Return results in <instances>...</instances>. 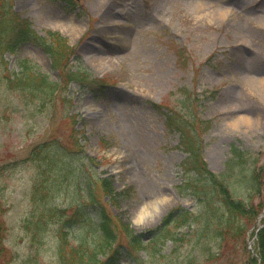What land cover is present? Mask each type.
<instances>
[{
	"label": "rangeland",
	"instance_id": "rangeland-1",
	"mask_svg": "<svg viewBox=\"0 0 264 264\" xmlns=\"http://www.w3.org/2000/svg\"><path fill=\"white\" fill-rule=\"evenodd\" d=\"M189 1L192 4L186 0L12 2L31 30L13 54L0 55V197L6 209L0 211V235L13 255L12 264L33 260V264H58L53 228L35 249L22 227L39 172L24 160L37 144L66 141L72 123L67 116L74 117L85 157L96 159L102 176H108L120 193L110 213L137 233L156 227L171 210L194 205L176 190L186 154L178 148V135L165 130L155 106L160 111L177 110L181 118L194 113L200 123L213 119L211 128L197 138L212 172L223 169L231 145L253 152L255 167L262 170L258 198L264 199V83L258 78L264 70V5L253 0ZM198 1L202 4L195 9ZM237 26L247 37L239 39ZM48 30L67 38L76 54L73 68L93 80L71 84L42 106L38 100L21 97L9 80L20 59L53 80L59 78L61 72L51 68L40 40ZM209 90H217V96ZM210 95L216 98L209 100ZM239 181L233 184L238 186ZM128 187L132 193L127 196L123 191ZM262 222L261 218L256 226ZM80 231L76 228L75 234ZM187 254L188 249L179 251L180 258ZM250 257L248 251L232 247L201 264H245Z\"/></svg>",
	"mask_w": 264,
	"mask_h": 264
},
{
	"label": "trees",
	"instance_id": "trees-1",
	"mask_svg": "<svg viewBox=\"0 0 264 264\" xmlns=\"http://www.w3.org/2000/svg\"><path fill=\"white\" fill-rule=\"evenodd\" d=\"M12 2L0 0V52L12 51L30 35L27 22L12 10ZM41 41L52 67L61 72V85L58 87L48 75L21 59L17 61L18 71L12 73L9 86L21 97L38 100L43 106L44 102L57 98L56 91L65 89L69 82L78 83L87 77L82 69L72 70L70 62L75 60L74 50L59 32L46 31ZM174 127L182 135L181 147L189 153L182 163L183 180L179 188L182 195L188 193L196 199L200 205L197 213H170L148 233L146 240L143 234L134 233L119 216L109 213V205L117 206L118 196L108 178L98 177L92 160L89 165L73 122L65 142L50 139L37 144L25 160L39 170L30 189V210L22 221L31 247L37 249L51 227L58 264H117L126 253L137 251L149 255L145 264H196L214 258L215 254L221 257L229 251L230 244L242 246L250 223L247 220L256 215V209L233 200L229 177L246 159L247 151L232 147L225 169L214 175L206 169L194 141L189 139L188 126L179 123ZM259 177L255 171L250 175L254 191L258 189ZM89 212H93L94 217H90ZM183 226L187 227L186 231H177ZM76 227L81 230L77 234ZM259 238L263 251L264 236ZM167 243H171L172 248L165 251ZM183 248L188 249L186 258L179 257ZM0 249L4 256V248ZM155 256L160 258L158 263Z\"/></svg>",
	"mask_w": 264,
	"mask_h": 264
},
{
	"label": "bare ground",
	"instance_id": "bare-ground-1",
	"mask_svg": "<svg viewBox=\"0 0 264 264\" xmlns=\"http://www.w3.org/2000/svg\"><path fill=\"white\" fill-rule=\"evenodd\" d=\"M191 1H192V0H191ZM208 1H211V0H208ZM186 2H187V4H192V2H190L189 0H186ZM189 2H190V3H189ZM201 4H202V2H201V1H198L197 3H194L193 7H194L195 9H197V8H199V7L201 6ZM224 10H225V9H224ZM223 12H225V11H223ZM236 33H237V35L239 36V39H244V37H247V36L245 35V33H244V31H243V29H242L241 26H237V27H236ZM98 61H103V62H104V60H103L102 58H99ZM258 78H259V80L261 79V82L264 83V70L262 71V73H259V74H258Z\"/></svg>",
	"mask_w": 264,
	"mask_h": 264
}]
</instances>
